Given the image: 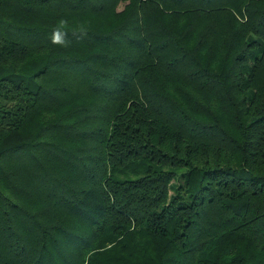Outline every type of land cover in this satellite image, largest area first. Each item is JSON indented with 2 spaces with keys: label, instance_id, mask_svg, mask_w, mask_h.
I'll return each mask as SVG.
<instances>
[{
  "label": "trees",
  "instance_id": "obj_1",
  "mask_svg": "<svg viewBox=\"0 0 264 264\" xmlns=\"http://www.w3.org/2000/svg\"><path fill=\"white\" fill-rule=\"evenodd\" d=\"M0 264H264V0H0Z\"/></svg>",
  "mask_w": 264,
  "mask_h": 264
},
{
  "label": "rangeland",
  "instance_id": "obj_2",
  "mask_svg": "<svg viewBox=\"0 0 264 264\" xmlns=\"http://www.w3.org/2000/svg\"><path fill=\"white\" fill-rule=\"evenodd\" d=\"M119 8H121V6Z\"/></svg>",
  "mask_w": 264,
  "mask_h": 264
}]
</instances>
